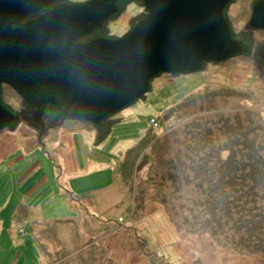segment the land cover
Here are the masks:
<instances>
[{
  "label": "rangeland",
  "instance_id": "obj_1",
  "mask_svg": "<svg viewBox=\"0 0 264 264\" xmlns=\"http://www.w3.org/2000/svg\"><path fill=\"white\" fill-rule=\"evenodd\" d=\"M255 1L230 5L235 33ZM143 12L129 3L110 34ZM3 98L21 109L7 84ZM115 118L97 144L76 120L41 141L23 123L0 132V264H264V74L252 57L163 73Z\"/></svg>",
  "mask_w": 264,
  "mask_h": 264
},
{
  "label": "water",
  "instance_id": "obj_2",
  "mask_svg": "<svg viewBox=\"0 0 264 264\" xmlns=\"http://www.w3.org/2000/svg\"><path fill=\"white\" fill-rule=\"evenodd\" d=\"M118 1L0 0V132L24 123L41 141L77 119L97 129V144L121 119L113 117L145 99L163 73L190 74L246 55L264 74V40L254 37L264 29V0L252 3L240 33L228 17L236 0H142L146 13L126 34L94 37L121 14ZM4 84L22 97L21 109L3 100Z\"/></svg>",
  "mask_w": 264,
  "mask_h": 264
},
{
  "label": "trees",
  "instance_id": "obj_3",
  "mask_svg": "<svg viewBox=\"0 0 264 264\" xmlns=\"http://www.w3.org/2000/svg\"><path fill=\"white\" fill-rule=\"evenodd\" d=\"M59 2H61V3H79V2H77V1H74V0H59ZM119 2V4L121 5V13H122V11L127 7V5L129 4V3H131V2H135L136 4H138V5H142V0H138V1H133V0H119L118 1ZM51 8H44V10H43V12H47L48 10H50ZM41 13H39V14H37V15H31V17L30 18H34V17H37V16H39ZM146 15H144V17H145ZM116 17H118V16H114V18L113 19H115ZM113 19H111V20H113ZM111 20H109V21H111ZM109 21L108 22H106V24H105V26L103 27V28H98V29H96L95 31H94V34H95V36L94 37H117V36H113V35H111L110 34V31H109V28H108V23H109ZM139 22V20L138 21H136L135 23H133V26H135L137 23ZM132 26V27H133ZM131 27V28H132ZM2 98H3V92H2ZM3 100H4V98H3ZM150 127H153V126H151L150 125ZM118 225H121V224H118Z\"/></svg>",
  "mask_w": 264,
  "mask_h": 264
},
{
  "label": "built area",
  "instance_id": "obj_4",
  "mask_svg": "<svg viewBox=\"0 0 264 264\" xmlns=\"http://www.w3.org/2000/svg\"><path fill=\"white\" fill-rule=\"evenodd\" d=\"M149 123L153 127L159 126L158 118H155V116H153V117L150 118Z\"/></svg>",
  "mask_w": 264,
  "mask_h": 264
},
{
  "label": "crops",
  "instance_id": "obj_5",
  "mask_svg": "<svg viewBox=\"0 0 264 264\" xmlns=\"http://www.w3.org/2000/svg\"><path fill=\"white\" fill-rule=\"evenodd\" d=\"M66 120H76V121H80V120H77V119H66ZM66 120H64L63 121V123L61 124V126L64 124V122L66 121ZM80 122H82V121H80ZM83 123H85V122H83ZM88 124V123H87ZM90 125V124H89ZM60 126V127H61ZM92 126V125H91ZM93 127V126H92ZM50 131H48V133H49ZM50 134V133H49ZM49 134H47L48 136H49ZM47 135H45V136H47ZM48 137H46L45 139H47ZM40 141V140H39ZM47 143H49V140L48 141H46Z\"/></svg>",
  "mask_w": 264,
  "mask_h": 264
},
{
  "label": "flooded vegetation",
  "instance_id": "obj_6",
  "mask_svg": "<svg viewBox=\"0 0 264 264\" xmlns=\"http://www.w3.org/2000/svg\"><path fill=\"white\" fill-rule=\"evenodd\" d=\"M235 31V30H234ZM24 124V123H23ZM28 127V126H27Z\"/></svg>",
  "mask_w": 264,
  "mask_h": 264
}]
</instances>
